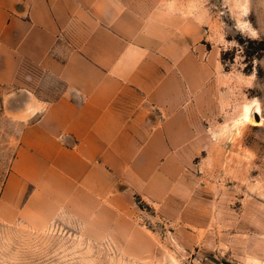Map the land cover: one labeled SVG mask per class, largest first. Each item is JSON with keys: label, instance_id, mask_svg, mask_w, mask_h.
Segmentation results:
<instances>
[{"label": "crops", "instance_id": "1", "mask_svg": "<svg viewBox=\"0 0 264 264\" xmlns=\"http://www.w3.org/2000/svg\"><path fill=\"white\" fill-rule=\"evenodd\" d=\"M182 0H0V208L135 237L210 145L215 58ZM213 82V83H212Z\"/></svg>", "mask_w": 264, "mask_h": 264}, {"label": "rangeland", "instance_id": "2", "mask_svg": "<svg viewBox=\"0 0 264 264\" xmlns=\"http://www.w3.org/2000/svg\"><path fill=\"white\" fill-rule=\"evenodd\" d=\"M182 3L200 21L217 86L207 127L217 138L209 134L182 196L159 207L136 198L137 235L115 240L88 237L65 220L33 229L0 208V264H264V116L232 123L253 97L264 104V0ZM252 30L261 37L250 38Z\"/></svg>", "mask_w": 264, "mask_h": 264}, {"label": "clouds", "instance_id": "3", "mask_svg": "<svg viewBox=\"0 0 264 264\" xmlns=\"http://www.w3.org/2000/svg\"><path fill=\"white\" fill-rule=\"evenodd\" d=\"M210 4H211V0H201L202 7ZM212 7H215V5H212ZM243 8H244V13H247L249 11L248 7L243 6ZM250 23H251L250 21H246L242 25H240V27L241 28L250 27ZM260 37L261 36L259 35L257 30L251 31L250 38L259 39ZM233 45H235V43ZM252 75L256 76L255 68L253 69ZM239 113L240 114L232 121L233 125H240L242 123L243 125L246 126L248 123L251 122L252 119H254L253 113H257L260 114L261 116H264V104H261L258 97H253L251 99V104H244L240 106ZM209 134L212 135V138L214 140L217 138L215 134L213 133H209Z\"/></svg>", "mask_w": 264, "mask_h": 264}]
</instances>
